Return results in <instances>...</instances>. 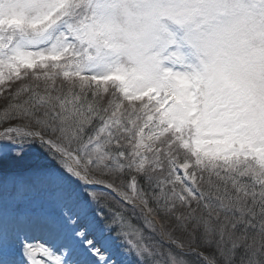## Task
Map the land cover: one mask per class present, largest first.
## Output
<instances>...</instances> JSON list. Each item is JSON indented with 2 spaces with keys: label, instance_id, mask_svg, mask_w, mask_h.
<instances>
[{
  "label": "snow or ice",
  "instance_id": "1",
  "mask_svg": "<svg viewBox=\"0 0 264 264\" xmlns=\"http://www.w3.org/2000/svg\"><path fill=\"white\" fill-rule=\"evenodd\" d=\"M0 96V264H264V0H0Z\"/></svg>",
  "mask_w": 264,
  "mask_h": 264
},
{
  "label": "rangeland",
  "instance_id": "2",
  "mask_svg": "<svg viewBox=\"0 0 264 264\" xmlns=\"http://www.w3.org/2000/svg\"><path fill=\"white\" fill-rule=\"evenodd\" d=\"M138 211H141L140 208H136ZM135 209V210H136ZM136 210V212H125L124 213V216H126L125 218V223L127 225H129V227H126L123 229V231L125 232H128L129 233V236H128V239H132L134 241H136L138 239V237L135 235V229H141V231L144 229L146 230L147 229V232H145L144 234L142 233V236H143V243L146 244V245H151V243L147 240V236H149L150 234H153L152 230L147 228L145 223H144V220L142 218V216H137L136 213H139L138 211ZM141 213V212H140ZM139 213V214H140ZM141 215V214H140ZM105 223V221L103 220H100L98 219L97 220V224L99 227H102L103 224ZM137 224L140 226L138 227ZM107 235V234H106ZM113 246L114 248L119 251V248H120V244L119 242H113ZM161 252L163 253V250L161 249ZM132 257L134 256H131V257H121L122 259H125L127 261V264H131L132 262ZM135 258V257H134ZM157 259H166V256L164 255H161V256H158Z\"/></svg>",
  "mask_w": 264,
  "mask_h": 264
},
{
  "label": "trees",
  "instance_id": "3",
  "mask_svg": "<svg viewBox=\"0 0 264 264\" xmlns=\"http://www.w3.org/2000/svg\"><path fill=\"white\" fill-rule=\"evenodd\" d=\"M3 103V97L2 96H0V104H2ZM105 191V190H104ZM121 204H123V206H124V208L126 209V212H136V210H133L131 207H129V206H127V205H125L124 203H122L121 202ZM137 214V216H141L139 213H136ZM127 216V215H126ZM126 216H124L125 218H126ZM137 226L138 227H140L138 224H137ZM140 231H141V229H140ZM145 232H147V229L146 230H142L141 231V233H145ZM148 233V232H147ZM149 237H151V240L149 239ZM147 240L151 243V244H153L154 242H158L159 241V237H158V235H156L155 233H153V234H150L149 236H147ZM164 248L166 249L167 248V245H165L164 246ZM163 251H164V249H162ZM167 258V257H166ZM131 264H136V262H135V258L134 257H132V262H131Z\"/></svg>",
  "mask_w": 264,
  "mask_h": 264
}]
</instances>
